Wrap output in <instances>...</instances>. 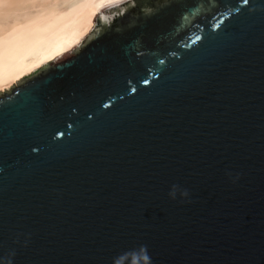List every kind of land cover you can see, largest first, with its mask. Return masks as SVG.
Here are the masks:
<instances>
[{"label":"water","instance_id":"1","mask_svg":"<svg viewBox=\"0 0 264 264\" xmlns=\"http://www.w3.org/2000/svg\"><path fill=\"white\" fill-rule=\"evenodd\" d=\"M91 22L0 91V264H264V0Z\"/></svg>","mask_w":264,"mask_h":264},{"label":"bare ground","instance_id":"2","mask_svg":"<svg viewBox=\"0 0 264 264\" xmlns=\"http://www.w3.org/2000/svg\"><path fill=\"white\" fill-rule=\"evenodd\" d=\"M118 0H0V91L67 50Z\"/></svg>","mask_w":264,"mask_h":264},{"label":"clouds","instance_id":"3","mask_svg":"<svg viewBox=\"0 0 264 264\" xmlns=\"http://www.w3.org/2000/svg\"><path fill=\"white\" fill-rule=\"evenodd\" d=\"M174 194H175L174 192L170 193V195H174Z\"/></svg>","mask_w":264,"mask_h":264}]
</instances>
